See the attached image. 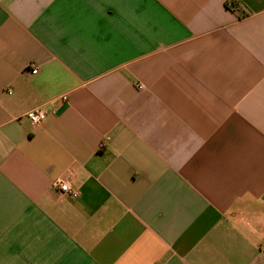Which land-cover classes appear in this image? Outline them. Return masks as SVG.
Masks as SVG:
<instances>
[{
	"label": "crops",
	"instance_id": "0c3cea01",
	"mask_svg": "<svg viewBox=\"0 0 264 264\" xmlns=\"http://www.w3.org/2000/svg\"><path fill=\"white\" fill-rule=\"evenodd\" d=\"M0 264H264V0H0Z\"/></svg>",
	"mask_w": 264,
	"mask_h": 264
},
{
	"label": "built area",
	"instance_id": "2783aa9c",
	"mask_svg": "<svg viewBox=\"0 0 264 264\" xmlns=\"http://www.w3.org/2000/svg\"><path fill=\"white\" fill-rule=\"evenodd\" d=\"M230 1L227 2V7H230ZM32 73H36L33 71ZM25 117L33 124L39 125L46 119L45 112L40 108L36 107L34 109L26 112ZM53 189L61 196H66L71 199L78 198L80 196V191L74 187H71L68 183L64 182L61 179H57L53 183Z\"/></svg>",
	"mask_w": 264,
	"mask_h": 264
},
{
	"label": "trees",
	"instance_id": "16d2710c",
	"mask_svg": "<svg viewBox=\"0 0 264 264\" xmlns=\"http://www.w3.org/2000/svg\"><path fill=\"white\" fill-rule=\"evenodd\" d=\"M230 3H231V6L230 7H228L229 9H234V7H235V4L232 2V1H230Z\"/></svg>",
	"mask_w": 264,
	"mask_h": 264
}]
</instances>
